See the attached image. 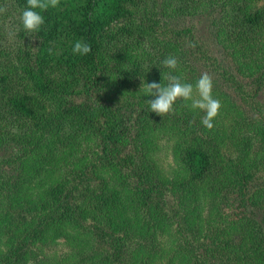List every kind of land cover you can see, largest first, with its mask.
Segmentation results:
<instances>
[{
    "label": "trees",
    "instance_id": "trees-1",
    "mask_svg": "<svg viewBox=\"0 0 264 264\" xmlns=\"http://www.w3.org/2000/svg\"><path fill=\"white\" fill-rule=\"evenodd\" d=\"M157 1L60 0L30 34L0 0V264H264V0ZM169 71L212 76V130L150 111Z\"/></svg>",
    "mask_w": 264,
    "mask_h": 264
},
{
    "label": "clouds",
    "instance_id": "clouds-1",
    "mask_svg": "<svg viewBox=\"0 0 264 264\" xmlns=\"http://www.w3.org/2000/svg\"><path fill=\"white\" fill-rule=\"evenodd\" d=\"M59 7L60 0H27V7L20 17L23 29L30 34L39 32L45 24L44 16L41 13L50 8L58 9ZM6 11L5 7L0 6V14ZM72 51L76 55L85 56L91 52V45L83 40H77ZM162 65L169 70L176 71L179 62L176 57L168 56L162 61ZM172 71L162 72L163 83L155 81L149 83L142 80L140 91H143L145 95L154 97V99L146 102L150 111L160 117L169 114L174 115L176 111L175 104L177 101H183L185 106H189L193 111L199 110L205 113L201 123L208 130H212L214 127L213 121L219 115L222 107L221 102L213 96L212 76L208 72H204L193 85L184 82L180 76L173 75ZM164 81H167V83L165 84Z\"/></svg>",
    "mask_w": 264,
    "mask_h": 264
},
{
    "label": "rangeland",
    "instance_id": "rangeland-1",
    "mask_svg": "<svg viewBox=\"0 0 264 264\" xmlns=\"http://www.w3.org/2000/svg\"><path fill=\"white\" fill-rule=\"evenodd\" d=\"M168 0H158L157 5L155 6L156 9L163 8L162 10H165L167 8V2ZM154 2V0H153ZM163 12H161L162 14ZM165 20L169 21L171 25H177V26H187V24L194 23L195 29L197 31V35L204 41L212 42L215 36L216 28L211 27V17L210 16H203L198 19H195L194 22H191L188 18L184 17H163ZM3 29H5V34L9 33L10 25L6 22L1 23ZM13 25V23L11 24ZM7 36V35H6Z\"/></svg>",
    "mask_w": 264,
    "mask_h": 264
}]
</instances>
